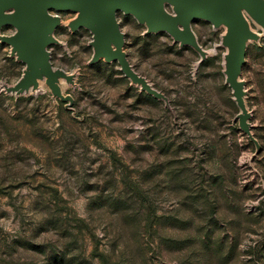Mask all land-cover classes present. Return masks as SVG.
Here are the masks:
<instances>
[{
  "label": "rangeland",
  "instance_id": "obj_1",
  "mask_svg": "<svg viewBox=\"0 0 264 264\" xmlns=\"http://www.w3.org/2000/svg\"><path fill=\"white\" fill-rule=\"evenodd\" d=\"M50 11L62 96L45 78L7 89L26 65L0 27V264H264V25L247 12L242 124L226 24L192 20L199 51L117 11L157 96L91 61L77 11Z\"/></svg>",
  "mask_w": 264,
  "mask_h": 264
},
{
  "label": "water",
  "instance_id": "obj_2",
  "mask_svg": "<svg viewBox=\"0 0 264 264\" xmlns=\"http://www.w3.org/2000/svg\"><path fill=\"white\" fill-rule=\"evenodd\" d=\"M166 4L171 6V11L166 9ZM243 8L264 25L260 17V13L264 16V0H0V27L7 24L14 27V32L2 36V39L11 45L12 53L26 65L21 78L7 89L23 92L31 84L36 85L38 78H45L52 91L62 96L58 79L71 77L62 69L52 67L50 52L45 47L54 40L52 32L60 21L58 15L49 12L51 9L78 12L70 25L72 29L85 26L91 30L92 62L101 58L116 60L126 77L157 96L162 95L132 68L122 49L124 33L117 11L132 14L146 25L148 33L166 31L199 51L201 48L192 31L191 21L203 18L215 25L224 23L228 27L225 42L230 47V59L226 79L241 108L239 117L244 124L249 113L244 104L243 83L237 77L244 63L247 39L256 37V34L248 27Z\"/></svg>",
  "mask_w": 264,
  "mask_h": 264
},
{
  "label": "bare ground",
  "instance_id": "obj_3",
  "mask_svg": "<svg viewBox=\"0 0 264 264\" xmlns=\"http://www.w3.org/2000/svg\"><path fill=\"white\" fill-rule=\"evenodd\" d=\"M247 12H248V11L245 10V8L242 9V13H243L245 19L247 18ZM260 17H261L262 20H264V16H262L261 13H260ZM246 20H247V19H246ZM249 38H251V37H249ZM247 41H248V39H247ZM38 79H43V78H38ZM38 79H37V82H38ZM31 86H32V84H31Z\"/></svg>",
  "mask_w": 264,
  "mask_h": 264
},
{
  "label": "built area",
  "instance_id": "obj_4",
  "mask_svg": "<svg viewBox=\"0 0 264 264\" xmlns=\"http://www.w3.org/2000/svg\"><path fill=\"white\" fill-rule=\"evenodd\" d=\"M49 12H50L51 14H53L50 10H49Z\"/></svg>",
  "mask_w": 264,
  "mask_h": 264
}]
</instances>
